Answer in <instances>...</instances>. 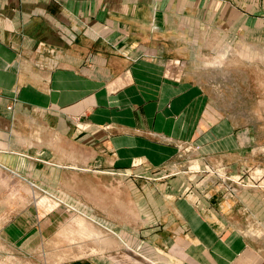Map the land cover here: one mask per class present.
<instances>
[{
	"label": "crops",
	"instance_id": "1",
	"mask_svg": "<svg viewBox=\"0 0 264 264\" xmlns=\"http://www.w3.org/2000/svg\"><path fill=\"white\" fill-rule=\"evenodd\" d=\"M249 37L264 40V0H0V164L153 257L171 243L178 264H232L242 203L211 168L245 147L198 60Z\"/></svg>",
	"mask_w": 264,
	"mask_h": 264
},
{
	"label": "rangeland",
	"instance_id": "2",
	"mask_svg": "<svg viewBox=\"0 0 264 264\" xmlns=\"http://www.w3.org/2000/svg\"><path fill=\"white\" fill-rule=\"evenodd\" d=\"M198 65L211 107L218 119L234 126L245 147L235 152L241 158L229 165L230 170L221 164L211 168L215 183L242 203L233 215L239 217L235 228L243 249L232 264H264V221L250 205L264 204V40L234 39L213 54L203 53ZM49 191L32 177L0 164V264H178L171 259L175 253L171 243L152 246L159 254L153 257L147 252L153 244L144 237L141 247L131 245L130 237H119L113 228ZM113 198L101 194V209H96L101 219L114 222L119 217Z\"/></svg>",
	"mask_w": 264,
	"mask_h": 264
}]
</instances>
